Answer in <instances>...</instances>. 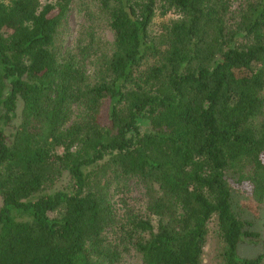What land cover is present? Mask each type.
Returning a JSON list of instances; mask_svg holds the SVG:
<instances>
[{
    "label": "trees",
    "instance_id": "16d2710c",
    "mask_svg": "<svg viewBox=\"0 0 264 264\" xmlns=\"http://www.w3.org/2000/svg\"><path fill=\"white\" fill-rule=\"evenodd\" d=\"M73 1L0 0V264H205L211 224L213 264L264 263V0H93L110 47L61 52Z\"/></svg>",
    "mask_w": 264,
    "mask_h": 264
},
{
    "label": "rangeland",
    "instance_id": "374dc122",
    "mask_svg": "<svg viewBox=\"0 0 264 264\" xmlns=\"http://www.w3.org/2000/svg\"><path fill=\"white\" fill-rule=\"evenodd\" d=\"M40 3L52 2L55 0H39ZM68 16L60 28L59 32V44L62 46V51L67 49H73L75 46L79 31L83 28L93 27V31L96 33L98 39H100L101 44L105 47H110L113 42V32L108 28L105 20L100 17L97 13L98 6L94 4L93 0H74ZM86 11V12H85ZM88 13L92 16L89 18ZM174 14L169 12L164 18L173 17ZM104 47V48H105ZM91 70V69H90ZM89 73V70L87 71ZM102 119H106V106L102 111ZM241 198V196H240ZM239 198V199H240ZM121 199H125V203L132 205L134 208L141 211L146 205L145 188L138 179L131 178L127 182V188L122 192L114 193L112 197V202H114V207L120 213ZM241 205V214L244 219L251 222V230L260 235V239L264 240V202L258 207L253 208L248 199L243 197L239 201ZM1 205V197H0ZM236 209V208H235ZM213 225L211 224V232L208 237L207 243L204 247V262L205 264H213V262L219 261L216 256L218 242L215 239V234L213 233ZM239 255L243 257L253 258L262 252L259 245H254L251 242L244 241L239 245ZM139 262L138 257L132 251L125 255L122 259V264H135ZM207 262V263H206ZM264 264V263H262Z\"/></svg>",
    "mask_w": 264,
    "mask_h": 264
}]
</instances>
